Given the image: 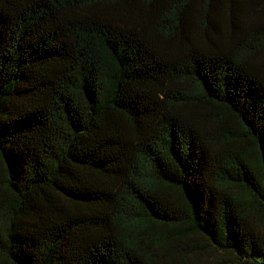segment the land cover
I'll use <instances>...</instances> for the list:
<instances>
[{"label":"trees","instance_id":"obj_1","mask_svg":"<svg viewBox=\"0 0 264 264\" xmlns=\"http://www.w3.org/2000/svg\"><path fill=\"white\" fill-rule=\"evenodd\" d=\"M257 1L0 0V264H264Z\"/></svg>","mask_w":264,"mask_h":264},{"label":"rangeland","instance_id":"obj_2","mask_svg":"<svg viewBox=\"0 0 264 264\" xmlns=\"http://www.w3.org/2000/svg\"><path fill=\"white\" fill-rule=\"evenodd\" d=\"M257 5L261 7V13L264 14V0H258ZM226 7H228V5H226ZM226 13H228V10H226ZM198 258L203 259L210 264H232L228 261V256L212 250L205 251L203 254L199 255Z\"/></svg>","mask_w":264,"mask_h":264}]
</instances>
